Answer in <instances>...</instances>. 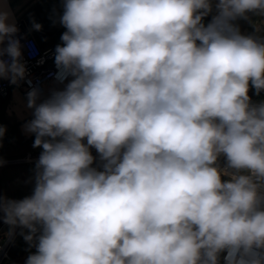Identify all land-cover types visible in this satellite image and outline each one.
<instances>
[{
    "label": "clouds",
    "instance_id": "1",
    "mask_svg": "<svg viewBox=\"0 0 264 264\" xmlns=\"http://www.w3.org/2000/svg\"><path fill=\"white\" fill-rule=\"evenodd\" d=\"M252 16L264 0H62L64 86L42 98L0 0V81L30 86L22 129L41 149L31 193L0 192L6 236L35 249L25 264H264V100L249 95L264 36L238 23Z\"/></svg>",
    "mask_w": 264,
    "mask_h": 264
},
{
    "label": "crops",
    "instance_id": "2",
    "mask_svg": "<svg viewBox=\"0 0 264 264\" xmlns=\"http://www.w3.org/2000/svg\"><path fill=\"white\" fill-rule=\"evenodd\" d=\"M9 6L13 10L19 30L34 36L43 48H49L61 43L60 37L66 30L58 23L53 25L50 16L55 9L62 11V0H9ZM31 18L42 25L41 31H29ZM252 23L241 20V31L244 34H256L264 36V17L252 16ZM254 25L260 26V32H255ZM67 83V82H66ZM64 85L49 83L45 94L49 95L54 88H63ZM249 95L254 102L264 100V92L259 96L250 89ZM26 94L18 87L11 90L7 97H0V125L6 127L7 132L0 141V158L6 163L0 167V192L9 198L21 199L31 193L32 185L26 183L32 176V169L41 149L33 148L34 136L25 135L23 124L31 118V111L25 107ZM95 156V150H92ZM8 226L0 223V234L5 235ZM28 245L22 237L16 235L9 248V255L0 264H25L29 255Z\"/></svg>",
    "mask_w": 264,
    "mask_h": 264
},
{
    "label": "built area",
    "instance_id": "3",
    "mask_svg": "<svg viewBox=\"0 0 264 264\" xmlns=\"http://www.w3.org/2000/svg\"><path fill=\"white\" fill-rule=\"evenodd\" d=\"M19 36L23 37L21 43L24 45L23 54L26 62L29 79L32 81L33 87H38L41 90L42 96L45 94L46 86L49 83H57L55 74L57 72L54 64V49L53 47L43 48L40 42L32 35L19 31ZM31 43L35 46L36 55H30V49L27 45ZM44 59V63L40 64L38 61ZM67 81H65L66 83ZM17 86L10 85L7 80L0 81V97H7L13 88ZM26 94L30 90V86L27 83H21L18 87ZM19 231V230H17ZM12 241L3 234H0V263L9 255V248L12 245Z\"/></svg>",
    "mask_w": 264,
    "mask_h": 264
}]
</instances>
